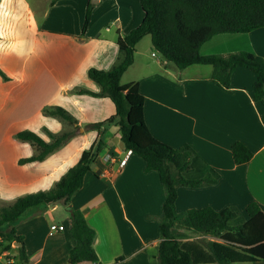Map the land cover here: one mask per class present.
Listing matches in <instances>:
<instances>
[{
	"label": "crops",
	"instance_id": "0c3cea01",
	"mask_svg": "<svg viewBox=\"0 0 264 264\" xmlns=\"http://www.w3.org/2000/svg\"><path fill=\"white\" fill-rule=\"evenodd\" d=\"M90 1L51 0L38 17L27 0H0V69L9 78L0 75V205L51 190L98 138L97 131L85 127L116 113L111 99L75 91H100L89 70L108 71L117 64L118 38L136 29L144 13L140 0H97L83 35ZM146 39L137 45L134 64L121 83L139 85L145 122L154 138L196 152L191 178L202 177L211 168L218 172L214 185L179 188L176 202L178 238L213 241L211 235H198L184 224L188 210L234 209L242 223L248 220L251 203L264 211V107L254 100L256 78L239 67L230 87L222 88L211 79L212 66L181 70L155 51L151 38ZM238 52L264 60V28L216 35L200 48L202 56ZM54 107L69 112L78 121V131L44 161L20 164L35 150L15 139L18 133L31 131L49 142L47 132L58 134L67 126L61 118L44 114ZM237 142L253 152L246 164L234 162L232 147ZM104 143L67 211L80 210L96 231L95 264H159V218L166 198L160 176L147 172L145 161L121 146L118 126L108 129ZM109 153L116 162L105 161ZM46 207L28 210L16 227L24 238L28 262L20 259L19 245L10 248V242L0 238V264H68L76 244L70 213L55 222L58 205ZM62 224L64 232L51 231L52 225Z\"/></svg>",
	"mask_w": 264,
	"mask_h": 264
},
{
	"label": "trees",
	"instance_id": "16d2710c",
	"mask_svg": "<svg viewBox=\"0 0 264 264\" xmlns=\"http://www.w3.org/2000/svg\"><path fill=\"white\" fill-rule=\"evenodd\" d=\"M56 1L52 0V4ZM140 4L144 13L143 21L128 35L118 38L120 58L117 64L108 71L91 68L88 72L100 91H75L78 94L111 99L116 108L115 115L85 127L86 130L97 131L98 138L82 152L78 163L51 190L19 197L0 208V238L9 241L10 248L15 243L21 244L19 257L28 262L24 238L17 235L16 230L23 215L41 205L62 202L70 206L72 198L83 187L86 174L104 150L105 133L115 125L119 127L124 148L145 161L147 172H157L164 186L166 198L159 218L162 236L158 250L159 264L262 263L264 211L257 203L247 207L248 220L236 226L231 225L233 220L239 219V212L234 209H190L186 214L189 228L198 235H211L215 240L183 242L178 238V189L214 185L218 183L219 174L211 168L206 175L191 178L196 152L189 146L175 149L154 138L145 122V99L139 85H122L121 80L134 64L137 45L149 36L155 51L181 70L192 65L212 66L211 79L222 88L230 87L235 69L242 67L252 71L256 78L253 86L254 100L264 107V60L261 57L248 52L212 56L200 54L201 46L216 35L250 33L264 28V0H140ZM93 8V5H88L83 35ZM0 75L5 80L9 79L1 69ZM44 114L61 118L74 131L79 129L78 121L63 108H46ZM262 122L264 124V115ZM74 131L64 129L58 134L47 132L49 142L31 131L18 133L15 139L30 143L35 150L32 157L20 160V164L44 161L61 149L75 135ZM232 155L234 162L242 165L252 159L253 152L245 144L237 142L232 147ZM69 222L76 244L69 253L68 264L98 263L94 247L96 231L88 224L84 214L78 209H71Z\"/></svg>",
	"mask_w": 264,
	"mask_h": 264
},
{
	"label": "rangeland",
	"instance_id": "374dc122",
	"mask_svg": "<svg viewBox=\"0 0 264 264\" xmlns=\"http://www.w3.org/2000/svg\"><path fill=\"white\" fill-rule=\"evenodd\" d=\"M29 3H30V5L33 7V9L38 13V17H40L41 15V11H42V7H48L49 8V2L51 1V0H27ZM97 0H91L90 1V3L89 4H91V5H93V6H95L94 5V3L96 2ZM147 39L146 40H149V36L148 37H146ZM66 127H65V130H69V131H74V128L72 127V126H70V125H68V123H66ZM76 131H78V130H75L74 132H76ZM7 204V203H6ZM6 204H4V205H6ZM56 205H58V209H57V211L54 213V221L55 222H60L61 220H63L66 216H69V213L70 212H68L67 211V207L61 202V203H58V204H56ZM1 207H3V205H0V208ZM38 208H42L43 210H46V206L45 205H41V206H38ZM52 208V207H51ZM26 214H28V213H25L24 215H23V218L25 217H27L28 215H26ZM242 223V221L240 220V219H236V220H233L232 222H231V224H232V226H236V225H239V224H241ZM184 224H186V225H188V223H187V220H186V222L184 221ZM191 236H193V235H191ZM213 237V236H212ZM215 239V238H214ZM203 240H205V241H208V239L206 238V239H203ZM200 241H202V240H200ZM16 264H21L20 262H17Z\"/></svg>",
	"mask_w": 264,
	"mask_h": 264
},
{
	"label": "built area",
	"instance_id": "2783aa9c",
	"mask_svg": "<svg viewBox=\"0 0 264 264\" xmlns=\"http://www.w3.org/2000/svg\"><path fill=\"white\" fill-rule=\"evenodd\" d=\"M154 55H156V54H154ZM104 158H105V161L107 163L111 164L113 162H116L115 156L111 153L105 155ZM106 174H109L108 171L104 173V175H106ZM50 229H51V231H55V232H64L66 230V227L63 224L62 225H52Z\"/></svg>",
	"mask_w": 264,
	"mask_h": 264
},
{
	"label": "water",
	"instance_id": "95a60500",
	"mask_svg": "<svg viewBox=\"0 0 264 264\" xmlns=\"http://www.w3.org/2000/svg\"><path fill=\"white\" fill-rule=\"evenodd\" d=\"M121 146L124 148V143L123 142H122V145ZM16 245L21 246V244H18V243H16Z\"/></svg>",
	"mask_w": 264,
	"mask_h": 264
}]
</instances>
